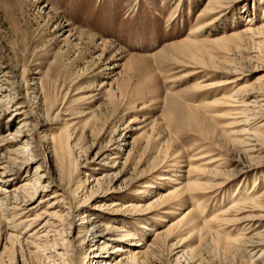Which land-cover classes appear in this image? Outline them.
I'll list each match as a JSON object with an SVG mask.
<instances>
[{
  "label": "rangeland",
  "instance_id": "rangeland-1",
  "mask_svg": "<svg viewBox=\"0 0 264 264\" xmlns=\"http://www.w3.org/2000/svg\"><path fill=\"white\" fill-rule=\"evenodd\" d=\"M207 1L0 0V264H78L75 199L95 191L108 195L96 203L135 207L88 213L143 243L127 264L264 263L245 245L264 219L243 220L264 212L220 215L264 190V111L249 107L235 127L227 117L242 111L216 101L243 85L238 96L264 92V0L217 15ZM222 74L242 79L210 87ZM240 127L258 150L232 140Z\"/></svg>",
  "mask_w": 264,
  "mask_h": 264
},
{
  "label": "bare ground",
  "instance_id": "bare-ground-1",
  "mask_svg": "<svg viewBox=\"0 0 264 264\" xmlns=\"http://www.w3.org/2000/svg\"><path fill=\"white\" fill-rule=\"evenodd\" d=\"M237 0H208L205 8L203 9V12L206 14H215L217 15L220 13L223 9L227 8V6H230L232 3H235ZM247 24V23H245ZM249 24V23H248ZM66 26V25H65ZM252 31V29L248 26L239 32L232 33V37H241L243 35L248 34V32ZM66 32V31H64ZM67 36H70V31L67 30ZM184 42V41H181ZM189 43V42H188ZM187 45V44H186ZM172 46V45H170ZM188 46V45H187ZM181 47V45H180ZM182 49V47H181ZM228 74V73H227ZM227 74L220 75V79L217 82L211 83L210 87H226L229 85H233L234 83L241 80V76L236 75L235 77H230ZM258 80V79H256ZM246 85L240 86L237 88V91L239 90H246ZM252 89H255L254 91H245L242 95L238 96L235 92L230 94L228 97H224L221 99H217L216 101H223L226 105L233 107L236 110L237 108L241 110L242 112H235V113H229L230 115L227 117V119L232 120L231 123L233 126L237 127V125L242 126L244 122L240 119L241 117L244 119L245 116L241 115L243 114V111L250 110L249 107H255L259 106L262 111L264 106V92L262 88L260 87H254ZM259 103V104H258ZM228 104V105H227ZM256 108V107H255ZM233 114V115H232ZM238 115V116H237ZM244 121V120H243ZM232 140L235 143H242L247 147V151H256L258 150V146L260 145L258 142V138L254 135V133L249 132L247 128L240 127L236 130L231 131ZM237 137V138H236ZM61 146L63 144L61 143ZM258 147V148H257ZM61 149V148H60ZM245 149V148H244ZM250 172V169H240L238 172V175H245L246 173ZM3 175V174H2ZM220 179V178H219ZM217 180V179H216ZM215 181V180H214ZM0 182H5L0 180ZM194 183V182H193ZM227 181H225L224 178L219 180L217 182L216 187H220L222 185H225ZM3 184V183H1ZM212 184V183H211ZM150 184H146L145 187H149ZM152 186V185H151ZM191 183L184 182L182 183L181 187L179 189H175L176 192H180V195L182 199H184L185 195H190L191 189H190ZM192 188V187H191ZM42 191V190H40ZM54 192L57 193V195H62L60 192H64V190L57 186ZM59 191V192H58ZM107 191H117L120 192L119 189H107ZM105 192V191H104ZM171 193V192H170ZM176 194V193H174ZM76 195V194H75ZM166 195V194H165ZM172 195V194H171ZM177 195V194H176ZM33 196V195H32ZM52 197V196H51ZM162 197V195L160 196ZM164 197V196H163ZM166 197V196H165ZM175 197V196H174ZM173 197V198H174ZM108 198V195H101L99 194V191H95L91 193L90 195H86L85 192L81 193L80 195H77L75 199V212L79 217L77 218L80 220L79 223H76L75 225L79 226V233L75 236V239H77L78 244L80 246L79 249V255H80V262L78 264H127L128 262L135 261L136 259L140 258L143 255L144 249L141 250L143 243H140L139 240L134 243V239L136 236L127 228L121 227L119 224L113 225L112 223H115L117 219L113 217H107L108 221L106 223L100 221L99 218H101L98 213L89 214L92 210H102V208H105L109 210V213H126L129 210L134 209L133 205L127 203L124 204L121 199H118L116 201H111L109 204L104 203H96V201L100 200H106ZM33 199V198H31ZM29 199V200H31ZM108 200V199H107ZM174 200V199H173ZM262 200H264V190L260 192L259 195L256 196H245L244 198L238 196L235 197L231 202V204L224 209L220 215H228L233 213L235 216L240 215L243 212H252L256 210H261L264 212L263 209H260V207H264L262 205ZM178 200H176L177 202ZM164 203V202H163ZM162 203V204H163ZM55 204V203H53ZM161 206V205H160ZM164 206V205H162ZM165 206H168L166 204ZM74 207V206H73ZM33 207H29V209H32ZM165 208V207H163ZM176 208V207H174ZM178 209V207H177ZM168 212H171V214H174L171 210ZM170 214V213H169ZM232 214V215H233ZM244 221H246V225L248 228H254L256 227L260 222L259 220L264 219V214L258 213L257 215H249L245 218L243 217ZM179 219V218H178ZM177 219V221L171 222L167 229L165 230H159L155 233V236L158 237L161 234H163L166 231H170L178 223L180 222ZM161 220V219H160ZM216 221H226L228 219L226 218H214ZM236 220V219H234ZM240 222V221H239ZM242 222V221H241ZM194 223V222H193ZM192 223V224H193ZM245 223V222H244ZM49 224V223H48ZM46 225V221L42 226ZM202 227H205L208 225V223H203ZM200 225V226H201ZM199 227V226H198ZM201 229V227H199ZM264 229H262V232ZM168 233V232H167ZM260 233V232H258ZM257 234V233H256ZM253 233V235L249 236L248 238H245L246 242L245 245L248 247L258 248V254L256 257H259L261 253L264 252V235L258 236ZM70 235V234H69ZM235 239L230 240L231 242H226L227 244L233 243ZM116 242V245H112V242ZM221 241V240H220ZM225 243V244H226ZM244 243V241H243ZM151 244H148L147 246H150ZM262 259V258H260ZM257 260V259H256ZM261 262V261H260ZM264 264V263H263Z\"/></svg>",
  "mask_w": 264,
  "mask_h": 264
}]
</instances>
